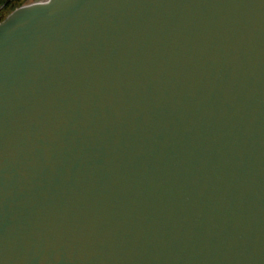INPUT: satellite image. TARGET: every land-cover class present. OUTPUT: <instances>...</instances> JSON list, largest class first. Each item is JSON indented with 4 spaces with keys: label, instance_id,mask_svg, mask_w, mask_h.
Instances as JSON below:
<instances>
[{
    "label": "water",
    "instance_id": "1",
    "mask_svg": "<svg viewBox=\"0 0 264 264\" xmlns=\"http://www.w3.org/2000/svg\"><path fill=\"white\" fill-rule=\"evenodd\" d=\"M38 1L0 22V264H264V0Z\"/></svg>",
    "mask_w": 264,
    "mask_h": 264
},
{
    "label": "trees",
    "instance_id": "2",
    "mask_svg": "<svg viewBox=\"0 0 264 264\" xmlns=\"http://www.w3.org/2000/svg\"><path fill=\"white\" fill-rule=\"evenodd\" d=\"M29 0H0V21L2 22L17 8L25 5Z\"/></svg>",
    "mask_w": 264,
    "mask_h": 264
},
{
    "label": "bare ground",
    "instance_id": "3",
    "mask_svg": "<svg viewBox=\"0 0 264 264\" xmlns=\"http://www.w3.org/2000/svg\"><path fill=\"white\" fill-rule=\"evenodd\" d=\"M44 1H48V0H40V1L35 2V3H36V4H39L40 2L42 3V2H44Z\"/></svg>",
    "mask_w": 264,
    "mask_h": 264
},
{
    "label": "rangeland",
    "instance_id": "4",
    "mask_svg": "<svg viewBox=\"0 0 264 264\" xmlns=\"http://www.w3.org/2000/svg\"><path fill=\"white\" fill-rule=\"evenodd\" d=\"M28 3H32V0H29L26 4H28ZM1 22V21H0Z\"/></svg>",
    "mask_w": 264,
    "mask_h": 264
}]
</instances>
